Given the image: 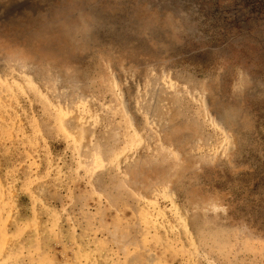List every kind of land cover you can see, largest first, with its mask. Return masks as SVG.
Here are the masks:
<instances>
[{"label":"rangeland","instance_id":"obj_1","mask_svg":"<svg viewBox=\"0 0 264 264\" xmlns=\"http://www.w3.org/2000/svg\"><path fill=\"white\" fill-rule=\"evenodd\" d=\"M0 264H264V0H0Z\"/></svg>","mask_w":264,"mask_h":264}]
</instances>
